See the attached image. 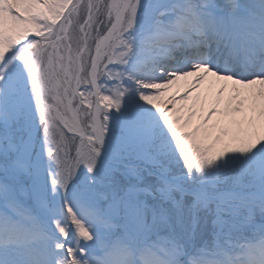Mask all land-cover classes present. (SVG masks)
I'll return each instance as SVG.
<instances>
[{
	"label": "rangeland",
	"instance_id": "rangeland-1",
	"mask_svg": "<svg viewBox=\"0 0 264 264\" xmlns=\"http://www.w3.org/2000/svg\"><path fill=\"white\" fill-rule=\"evenodd\" d=\"M172 1L174 0H134L126 17L124 31L119 35L120 39L125 38L128 33L136 32L138 29L135 24L137 26H140L141 23L143 24L142 11L144 9H148L151 5H157L161 8L170 7L176 3ZM211 1L216 3L219 0ZM230 1H233L235 5L233 8L234 11L244 5L241 0H229V2ZM84 2L86 16H84L80 24L78 23V26H81L80 33L83 39L79 47L84 43L86 33L88 36L93 33L97 39L101 32L104 31L103 29L109 26L117 13L116 0H84ZM249 3L250 2L247 1L245 2L246 5ZM75 4L79 7L81 3L79 0H71L70 4L66 7L68 12L65 14L64 20L57 26H53L55 25L56 18H48L46 22L40 23L36 28V32L32 35L27 37L22 35L12 47L10 56L0 64L2 66V71H0V158L1 156L11 158V161L5 166H3V162L0 160V185L2 184L1 177L4 180L6 178L16 180L18 182V190H12L6 186L4 190L9 192L10 195L17 192L24 198L32 199L37 211L35 216L33 215L32 220L26 224L22 219H16L13 222V217L1 210L0 221L4 218V224L13 222V227L15 226L17 229L24 228L31 236L43 243L41 244L43 248L49 243V247L63 256L62 259L67 263H69L73 257L79 260L80 255L76 253L79 248H81L82 253L86 255L94 253L103 254L104 250H106L110 244H113V246L115 244H120L115 248H122L125 246L124 243L128 246H133L134 249L139 248L141 246V238L144 240V236L149 235L154 228L158 230L161 239L164 241L170 240L166 232L161 233L163 232V228L160 232L159 229L161 227L158 223L154 222V218L149 220L146 218V211H142L140 208L139 200L133 198V195H137L138 191L136 187L132 186V183L128 184V190L124 192V195L126 194L124 198L128 199L130 197V199H128L129 201H126L122 206L117 202L109 201L110 203L105 213H103L105 219L103 217L97 218L98 215H95V212L92 210L95 202L97 203L99 201L96 199L101 196L104 197L106 194L104 193L101 195V191H97L98 184H102L103 180L98 181L95 179L96 175L91 173L81 175L79 187L76 188L79 195L87 202L86 204L77 203L73 200L70 201L68 198L69 196L65 197V203L64 195L62 197L63 193L55 185L56 170L51 160L48 158L53 149L52 145L49 143V140L44 138L37 144V149H35L34 137L38 123H36L37 121L35 122L34 119L39 113V105L37 102L39 98L42 99L45 97L46 84H48L47 89L50 93L51 105H60L66 110L63 112L64 122L57 108L54 107V105L51 106L54 110L55 117L60 120L68 132L73 134L76 133L86 144L92 143L87 145L92 150V153L95 154L97 158L111 165L107 170L121 165L126 166L113 159H103L98 148L99 145L92 141L93 138L98 136L101 130H98L92 123L93 120L91 121L90 118L84 119L80 117L81 113L85 112L84 108L86 106L91 108V105H93V103L95 104L96 101L100 103L99 94L101 98H103L109 95L110 92L103 89L101 86L100 89H97L98 92L94 89V86L89 87V89L85 88L83 84H81V76L79 73L77 75L80 80L78 82L79 86L74 87L78 78L76 77L73 83L72 72L76 69L73 68V65H77L81 68V61L78 59L75 61L74 59L73 52L76 46H74L73 36L71 33L68 36V28L71 24L69 12L73 15L79 13V8H75L76 6L73 7ZM248 6L251 7L252 5ZM215 14L225 15L226 13L217 12ZM245 15V18H242L252 22L250 18H247L250 14L246 12ZM80 16L81 15H78V17ZM18 19L20 21L19 23L22 24L20 15ZM35 25L37 26V24ZM260 26L264 28V25ZM129 27L131 29L135 27V29L129 31ZM59 33L62 34L58 35ZM40 34H43L46 38L43 45L47 46L45 49L48 48V58L43 66L38 67L39 58L37 53L39 50V42H37V40ZM63 37L66 38L67 41H57L58 38L61 39ZM23 43L27 44L24 48L22 47L23 51L19 54L14 53ZM69 45H73L71 61L68 52ZM112 56L115 57L113 52L108 55V59H112ZM168 106L169 108L166 107L161 113L168 114L170 118V116L177 113V110L171 105ZM177 107L182 108L183 106L177 104ZM123 110L131 111V115L133 114L134 116L135 114L137 118L131 119L129 115L124 116L123 113L113 117L110 113L105 111L107 119L104 120L105 122L102 125V128L105 129L101 131L102 134L106 136L107 141L112 146V150L117 157L124 158L125 160H133L135 162L138 161L140 163L146 161L153 166H159V169L176 175L173 177L181 179V183L185 185L195 184V176L192 173L199 172L201 174L204 171L202 178H205L196 183L197 187L194 189L198 188L199 190L195 192H208L210 196L215 195L214 197H220L217 201L204 199L197 204L195 203L197 202V198L195 197L193 207L196 209H193V220L189 224L185 216H175V220L178 221L179 224L189 225L187 240H190L191 247L195 240L197 242L198 231L196 230L194 235L193 228L197 218H199V212L200 215H204L205 218H203L206 224L210 223L209 217L214 214L215 221L211 226L212 233H214L215 238L217 237L219 239L220 236L222 240L224 238L229 239V236L235 233L234 231L243 228H250L256 233L258 230H256L255 225L264 227V223L258 220V218H263L264 220V208L260 206L264 205V162L255 159L251 155L249 147L244 146L242 141V143L236 144L234 147L240 152H243V156L232 159H213L210 158L208 153L203 149L199 140L191 136L184 137L178 135L177 128H174L172 124H170L171 122L167 123V121L159 120L156 117L147 120L146 116L148 115L145 111L140 109L134 110L131 108H124ZM82 119L84 122L88 123L91 128L90 135L86 134L82 127L80 128V120ZM12 120H14V122H22V120H24V123L27 124L26 132L18 135L15 142L10 141L3 144V137L5 135L7 136L5 131L13 134L9 128L13 126V123H11ZM120 120H122V122H120ZM229 124L230 123H225V127L229 128ZM52 125L53 122L50 121L48 127ZM4 126H6L7 130L2 129ZM144 127L147 128L149 132L139 141L130 131L140 130ZM165 131L168 133H165ZM169 133L171 134L170 136ZM165 134H167V136H165ZM75 152L76 149L72 150L70 147L68 152L70 160L72 159L71 157L75 155ZM53 159L56 161L59 160L57 155H55ZM169 163H176V167H171ZM90 165L91 167L89 168H91V170L100 167L94 161L90 162ZM139 169L134 166H129V168H125L122 172L139 175ZM102 174L104 175V173ZM29 176H31L30 180L33 181L28 187L21 182ZM173 186L175 187L170 181H168V183L164 181L161 182L157 188L163 196L162 202L167 203L168 206L170 204L171 207H177V210H179L183 205V207H185V204L178 200L179 196H175ZM0 189H2L1 186ZM130 190L131 193L129 192ZM132 190L134 191L132 192ZM144 190L150 192L147 188ZM182 192H184V190H182ZM182 199L185 198L182 197ZM211 202H215L217 205L213 203L210 204ZM64 204L67 205L66 210L63 208L65 207ZM71 204L78 206L77 211L82 217L81 220L77 219L73 213ZM99 205L101 206V204ZM122 209L127 215L126 217L124 214V217L128 219V222L122 224V226H124L123 234H125V236L127 235L129 239L124 242L116 239L108 241V235L113 230H116L115 226L117 220H120ZM66 211H68V213ZM188 211L190 210L186 207V212ZM257 211L263 214L258 216ZM166 215L170 218L169 212ZM255 217L256 219H254ZM52 220L55 221V225L53 226L55 227L54 230H51V223L49 222ZM235 220H237V222ZM170 222L171 226L174 225L175 221L173 217L170 218ZM219 222H223V225L218 229ZM235 227L238 228L235 229ZM226 229H228V233L224 234L223 231H226ZM160 234H162V236ZM182 235L178 234L176 238L178 236L184 238ZM193 238L194 242H192ZM214 239H212V241H214ZM218 244L217 242L215 245L218 246ZM149 251H151L154 258L158 260L160 264H162L161 262L163 260L166 261L165 264H173L175 255L161 254L152 248H150ZM189 252L195 255L196 258L203 260L207 258L205 253L197 251L196 248L188 251L186 257ZM0 253L2 255H7L8 260H11V255H14L16 258L14 249L6 250L2 248L0 249ZM78 263L79 262H77V264ZM177 263L180 264V261L176 260L175 264Z\"/></svg>",
	"mask_w": 264,
	"mask_h": 264
},
{
	"label": "bare ground",
	"instance_id": "bare-ground-1",
	"mask_svg": "<svg viewBox=\"0 0 264 264\" xmlns=\"http://www.w3.org/2000/svg\"><path fill=\"white\" fill-rule=\"evenodd\" d=\"M70 2L0 0V63L22 35L33 33L35 24L59 16ZM132 2L118 1L113 23L97 41L91 68L95 81L100 76V65L106 53L124 27ZM211 7L209 3L207 9L190 12V15H185L177 6L151 5L144 9L143 24L136 32L117 40L113 69L101 75L111 92L104 98L110 103L106 110L113 117L123 113L135 119V114L123 109H140L148 115L147 120L156 117L171 122L178 135L199 140L213 159L243 156L244 153L234 147L243 142L255 159L264 162V66L261 67L264 29L256 31L248 22L234 16L212 14L208 11ZM221 8L225 10L223 5ZM191 31L198 35H191ZM173 55L178 65H174ZM208 57L223 65L217 67L216 63L206 62ZM233 65L239 70L228 76ZM168 105L177 110L170 118L161 113ZM95 111L102 123L98 104ZM228 118L229 128L222 122ZM130 132L140 141L149 130L144 127ZM107 143L100 138V150L104 156L112 158L114 153ZM197 197L206 199L203 193H198ZM8 238L14 243L26 240L27 257L21 264H63L57 251L44 250L36 246L35 239L29 235L10 225H0V244L6 243L4 239ZM252 251L250 260L246 251L227 257L216 254L208 262L195 255H189L188 260L190 264H264V240L254 242ZM99 257V264H156L144 255L131 260L129 254L118 250ZM0 264H4L1 258Z\"/></svg>",
	"mask_w": 264,
	"mask_h": 264
}]
</instances>
